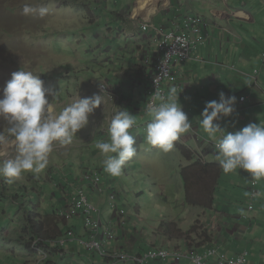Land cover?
Wrapping results in <instances>:
<instances>
[{
    "label": "crops",
    "instance_id": "crops-1",
    "mask_svg": "<svg viewBox=\"0 0 264 264\" xmlns=\"http://www.w3.org/2000/svg\"><path fill=\"white\" fill-rule=\"evenodd\" d=\"M256 1L258 0H135V3H127V6L123 8L128 9L127 14L129 10L130 13L128 15L123 11L121 13L125 17L124 21H127V25L123 26L122 29L125 28L126 36H135L137 38L135 43L137 46H141L139 48L141 55L138 60L139 62L126 61L120 70L114 72V76L120 75L123 80L122 83L117 82L115 79L109 80V83L111 91L116 95L112 97L115 98L113 110H118V107L127 109L134 115L137 121L136 124L147 126V123L151 120V116L148 113L143 116L146 112H141V107H143L147 100L146 89L150 83V75L147 71L143 70L141 61L145 55L149 52L154 53L157 49L155 34L152 31L150 34H145L140 29V22L143 21L142 18L144 17V20H151L156 25H163L170 31L176 22L182 23L181 20H183L184 16L188 14H200L210 21L209 31L213 34L208 38L206 44L200 45L194 51V58L181 67V70L184 72L183 79L187 87L184 91H176L178 93V102L181 104L189 120L192 121L191 130L188 133L182 134L181 138L175 142L174 149L169 152H163L159 148L149 145L146 141V132L141 135V133L138 134L135 130H130L136 137L137 152L129 161L131 162L129 164L138 162L148 167L141 174L142 176H146L160 191V195H158L159 200H162L163 204L169 206V214L166 218H163L166 220L164 221L160 216L159 208L156 209L158 213H154L152 218L148 217L145 219L146 216L142 215L140 207L135 205V212L128 213L125 216L124 222H122L123 217L118 216L109 207V202L107 201L108 193L99 198L98 195L91 192L92 199L103 211L105 221H111L115 225L117 239L108 242L110 249L120 248L123 251L138 253L147 251L151 247L159 246L157 245L159 243L165 244L159 247H169L175 244L183 249H190L184 245L185 234L188 236L186 237L187 241L194 239L195 245H199L198 248H200L205 242H202L203 234L209 233L212 236V233L213 235L217 233L216 237L214 236L216 242L212 245L218 246L222 252L226 254L229 252L231 253L228 254L229 256H234L240 250L246 249L249 253L248 261L251 264H264V214L253 215L256 207L254 201L258 194L257 200L264 202V179H261L257 185L256 198H249V201L252 200L251 202L254 204L253 210L250 209L249 201L244 207H241V205L235 206L237 198H228L226 196L231 189L221 187V179L208 184L210 190L217 187L218 195L219 192H222L220 193L222 202L214 203L215 207L213 205V208L209 209L206 204H195L185 200L184 190L187 183L182 173L185 167L195 162V158L199 154L203 163L211 164V166L216 168L217 173L220 172L222 177L224 175L222 168L215 158L214 141L204 132L200 123L202 118L201 113L205 108L206 102L212 100L218 101L221 91L226 96L234 95L237 97L236 111L231 117L219 121L227 132L228 130L231 132V128H233V124L235 123H244L245 120L255 121L253 115H246L247 112H250L254 108V111L259 112L258 109L264 105V70L262 73L260 72L259 76L256 74L263 63L264 36L261 35L259 38H253L257 42L256 45H254L252 38L246 41L243 36V32L247 31V28L263 19L262 11L259 12V9L256 7ZM260 24L262 23L260 22ZM138 33L139 35L136 36ZM198 59H201V61H198ZM127 69H130L128 71H132L133 73L127 72ZM125 96L127 100H125ZM258 106L260 108H257ZM255 122L258 121L256 120ZM189 149L192 150L194 157ZM96 153L99 158L97 160L103 161L104 157L100 154L99 150ZM238 170L227 175L236 178L238 177V174H236ZM188 175L189 177L193 176L192 174ZM198 175L200 176H198L200 183L208 180L203 179L204 175L202 172H198ZM108 176L110 178L106 176L107 181L105 182L107 186H111L112 188L117 187L115 184L117 179L115 177L114 179L113 176L111 178L110 174ZM204 178H207V174ZM174 182L176 184L173 185V190L168 191V184H174ZM238 183L239 181L236 180L231 181L233 186L239 185ZM124 187L120 183L118 184V188L115 189L121 191L119 201L128 203ZM248 188L251 191V180L247 181V184L244 186L245 190H248ZM146 191L148 190L146 189ZM163 191L171 193L168 196L169 199H166ZM123 192H125L124 195ZM171 196L173 197L170 198ZM158 198L156 196L152 200V203H156ZM231 202L232 204L229 205ZM221 207L220 214L219 209ZM215 208L217 209L215 210ZM133 217L143 222L141 230L137 227V223H134ZM161 220L167 223L160 225ZM73 222L76 234L84 237L85 230L81 226V222L78 220ZM172 223L178 224V229L180 227L184 233L177 241L179 244L174 243L175 232L170 230L171 227H167V224ZM195 223L198 224L197 227H194ZM63 224H58L60 227L58 236L62 234ZM220 225H222L221 231L218 232ZM124 230L131 233V235L135 234L134 230H136V235L139 239L131 243V237ZM147 230H151L153 240L158 238V242L154 245L152 242H140L141 238H145L143 231ZM227 233L231 239L226 235ZM163 235H168L167 241V237L163 242L160 240ZM77 246L81 245L70 242L60 254L56 252L55 257L51 256L48 263L57 264L60 258L65 259V253H67L65 256L75 255ZM251 252L253 253L251 254ZM251 257L252 260L250 259ZM75 259L73 257V261ZM82 259H76L75 264H108L102 258L100 262L84 259L83 257ZM166 261H170L168 264H179L172 258ZM166 261L159 260L151 264H161ZM182 263L187 262L183 261Z\"/></svg>",
    "mask_w": 264,
    "mask_h": 264
},
{
    "label": "rangeland",
    "instance_id": "rangeland-1",
    "mask_svg": "<svg viewBox=\"0 0 264 264\" xmlns=\"http://www.w3.org/2000/svg\"><path fill=\"white\" fill-rule=\"evenodd\" d=\"M25 3L47 7L49 13L44 17H40L38 14L24 16L22 15V8ZM127 3L133 4L135 0H0V93H2L6 82L11 78V73L21 69L38 74L44 82V87L56 92L55 96L49 95L48 99L57 114L63 107L79 97L99 95L101 99L100 106L89 116V124L78 131L73 143L67 146L54 144L46 169L38 175L33 174L35 177H32V179L36 178V181L30 182L28 179L24 181L35 191L30 189L29 195L22 198L24 200L23 211L32 214L39 213L43 219L45 218V222H51L50 227L46 223L47 225L44 228L45 233H50V236H52L53 230L58 225L55 221L61 219L55 212L52 213L54 207L60 205V200L53 196H59L62 201L65 200L60 193L54 194L57 190V187H54L55 181H66L68 183L67 190L73 196L78 187L77 177L80 170L90 172L104 170L103 161L97 160L99 159L96 155L98 149L95 144L97 141H107L109 138L108 127L114 115L112 108L115 100L111 98L110 94L102 93L96 88L97 81L109 78L122 83L123 80L120 75L114 76V70H120L119 67L123 66L126 61L139 62L141 55V51L135 43L137 38L135 36L126 37L124 32L120 30L123 22L118 18L117 13L121 12L127 6ZM256 7L259 12L262 11L263 13V19L260 20L262 24L258 22L243 32L245 40L249 41L252 38L254 45L257 44L256 40L253 39L254 37L264 36V0L256 1ZM181 21L183 23V20ZM126 25L127 21L125 20ZM151 31H153L152 28L144 33L150 34ZM107 48L109 51H106ZM112 63H115L116 66ZM128 70L130 69H127V72L133 73ZM46 77L50 80L49 83H46ZM69 88L68 94L67 89ZM58 93L63 96H58ZM125 100H127L126 96ZM260 109H258L259 112H256L254 108L246 114L248 116L253 115L255 121L258 122L245 120L244 123H235L231 128V132L235 133L252 122L264 124V105ZM0 130H3L6 134V125L0 124ZM142 134L143 132H141ZM90 146H93L95 150L91 151ZM0 151H3V149H0ZM14 156L15 151L9 148L7 154L0 157V160L10 159ZM66 164L68 167L63 169ZM61 168L62 170H60ZM132 168L133 170H130L128 163H126L122 169V174L115 177L117 187L120 183L125 186L124 189L128 198V203L120 200L117 201V205L124 207L127 214L134 213V207L138 205L142 215L146 216L145 219L152 218L154 213H158L156 209L159 208L162 219L166 218L169 214V206L159 200L160 191L146 176L141 174L148 167L133 162ZM50 174L54 177V180L50 178ZM236 174H238V177L233 178L224 173L220 186L231 189L226 196L237 198L235 206L241 205V207H244L247 205L251 193L250 189L245 190L244 186L247 181L251 180V177L249 173L242 169L238 170ZM1 178L2 180L6 179ZM232 180L239 181V185L233 186L231 184ZM104 182H106V179ZM175 184V182L174 184H168V191L173 190L172 187ZM14 186L13 183L11 187H4L0 184V194L3 193L4 189H10V192L5 195H13L16 189ZM145 188L148 191H145ZM255 189L257 190L256 187ZM168 191H163L166 199H169L168 196L171 194ZM88 193L91 195L89 190ZM220 193L215 196V204L222 202ZM124 194L125 192H123ZM97 195L99 198L102 196ZM152 196H154L153 199ZM156 196L158 200L156 203H152ZM182 197L184 198L183 195ZM258 197L259 194L254 201L256 207L253 212V215L257 216L264 214V202L258 201ZM91 201H93L92 198ZM221 210L222 207L219 209L220 214ZM21 214L22 212L17 209L15 204L6 200L5 202L0 201V264H31L29 263L28 254L32 255V252L23 250L26 248L23 243L30 239V233L28 228L24 231L23 215ZM132 219L141 230L143 222L136 217ZM162 223L167 222L161 220L160 225ZM197 223L194 227H197ZM167 227H171L170 230L175 232L174 237L176 240L174 239V243L179 244L177 241L184 235L182 229L180 227L178 229V224L173 223L167 224ZM221 227L222 225L219 226L218 232L221 231ZM124 231L131 237V243L139 239L136 230L133 235L126 230ZM150 231H143L145 238H141L140 242H152L153 245L158 242V238L153 240ZM216 234L213 235L212 233L213 237L209 233L203 234L202 242H205L202 245L210 246L214 244ZM226 235L231 239L228 233ZM165 238L167 241L168 235H163L160 240L163 242ZM131 243L130 245H132ZM157 245L165 244L159 243ZM184 245L192 246L191 248L199 246L195 245L194 239L185 241ZM176 246L180 247L179 245ZM75 252L76 254L73 257L76 259H82L83 257L84 259L101 261L99 254L86 250L82 245L77 246ZM65 259L60 258L57 264H75L76 262V259L73 261L69 256ZM250 259L252 260V257ZM168 263L170 261L161 264ZM248 264H251V262H248Z\"/></svg>",
    "mask_w": 264,
    "mask_h": 264
},
{
    "label": "clouds",
    "instance_id": "clouds-1",
    "mask_svg": "<svg viewBox=\"0 0 264 264\" xmlns=\"http://www.w3.org/2000/svg\"><path fill=\"white\" fill-rule=\"evenodd\" d=\"M127 10L128 9L126 8L122 11L126 14ZM122 11H119L117 14L118 18L123 22L120 26V30L123 31L126 36V30L122 29V27L125 26V17L121 14ZM48 13L49 9L47 7L33 5L32 3H25L22 8V15L24 16L38 14L40 17H44ZM129 13L130 10L128 11V14ZM142 20L143 21L140 22V29L143 32H146L149 29L143 30L142 28V24L146 19L144 20L143 17ZM152 32L156 36L154 30ZM137 35H139V33L136 34V36ZM177 42L183 43L184 41L182 38L177 37ZM137 47L140 48L141 46L139 45ZM106 51H109V49L107 48ZM198 61H201V59H198ZM112 64L116 66L115 63ZM121 67L119 68L121 69ZM115 71L116 70H114V72ZM109 80L111 79L105 78L97 81L96 88L102 93L110 94L112 98L116 95L111 91ZM103 86H106V88L103 89ZM69 91L70 88L67 89L68 94ZM55 93L56 92L52 89L44 87L43 80L33 71L20 69L11 73V78L6 82L2 93H0V124L6 125V134L3 130H0V149H3V151H0V157L6 155L7 149L9 148L15 151V156L10 159L0 160V181L2 180L1 177L6 178L8 183L13 184H15V182L20 183L25 181V179H28L30 182L36 181V178L32 179V177H35L33 174L38 175L46 169L49 164V155L53 151L54 144L58 143L61 146L72 144L78 131L89 124L90 114H92L101 104L99 95L84 98L79 97L74 102L63 107V109L57 114L54 112L52 104L48 99L49 95L55 96ZM61 95V93H58V96ZM113 99L115 100V98ZM154 100L156 102L150 103L149 105L147 104L148 100H146L143 107H141V112H146L143 116L147 113L151 116V120L147 123V126L136 124L137 121L134 115L127 109L118 107V110L114 111L112 108L114 115L108 127L109 138L107 141H97L95 144V147L104 157L102 162L104 170L100 169L96 171L101 175V182L104 186V190L103 192L98 193L89 182H86L84 187L89 202L99 209V216L102 222L112 225L115 233L114 240L117 239L115 225L111 221H105L101 207L94 200L91 201L92 197L89 195L88 190L95 195L99 194L103 196L104 193H108L107 201L109 202L110 209L118 216L125 217V215H127L125 208L117 205L119 210H125V214L120 215L119 212L111 207L114 200L116 204L117 201H119L121 191L115 189L118 187L112 188L111 186H107L104 181L105 179L107 181V177L110 178V176H108L109 174L111 175V178L112 176H120L126 163H128L130 170H133V164L130 165L129 163L131 162L129 161L136 155L137 148L136 137L130 130H135L138 133L143 132V134L146 132V141L149 145L157 147L163 152H169L174 149L175 142L181 138L182 134L188 133L192 128V121L189 120L187 114L183 111L181 104L178 102V93L175 87L171 88L167 95L157 93ZM236 103V96H226V94L221 91L219 93L218 101L212 100L206 102L205 108L201 113L202 118L200 123L204 132H206L214 141V148L216 150L215 158L223 172L229 174L237 169H242L250 174L252 180L251 184L253 181H258L259 183L261 179H264V124L252 122L235 133H232L227 132L219 123V121L224 118L233 115L236 111ZM218 133L219 135H217ZM90 149L91 151L95 150L93 146H90ZM189 151L194 157L192 150L189 149ZM197 160L202 161L199 154H197L195 158L196 162ZM67 167L66 164L63 169ZM60 170H62V168ZM84 172L87 171L80 170V174L77 177L78 186L82 183L81 180ZM50 178L54 180V177L51 174ZM257 185L255 186L256 188ZM67 186L68 183H66V181H55L54 187H57V190L54 194L60 193L65 199L62 201L61 197L53 196L60 198H58L60 200V207H54L52 213L55 212L56 215L61 218L60 223L64 222L62 234L59 237L65 234L67 228H72L75 235L74 240L90 238L89 228L86 226L82 216L66 220L61 215L62 209L76 194L75 193L72 196L67 190ZM252 188L250 198L254 199L256 198L257 190L255 189L256 192L253 196ZM32 191L35 190L32 189ZM184 193L186 200V188ZM112 194L115 195L114 199L111 198ZM251 201H249V206L253 204ZM75 220L81 222V225L85 230L84 237H80L76 234L75 225L73 223ZM124 220L125 219L122 218V222H124ZM58 228L60 227L58 226ZM186 237H188L187 234L184 235V241H187ZM67 245L62 248L65 249ZM93 253L96 254L97 252ZM53 255L54 252L52 256ZM68 256L73 259L74 255ZM99 256L108 262V260L100 254ZM45 264L49 263L47 262Z\"/></svg>",
    "mask_w": 264,
    "mask_h": 264
},
{
    "label": "built area",
    "instance_id": "built-area-1",
    "mask_svg": "<svg viewBox=\"0 0 264 264\" xmlns=\"http://www.w3.org/2000/svg\"><path fill=\"white\" fill-rule=\"evenodd\" d=\"M210 21L200 14H188L184 16L183 23L176 22L174 27L168 31L163 25L156 26L151 20L146 19L142 24L143 30L152 28L156 33V51L149 52L141 62L144 71L150 75V83L147 86V104L156 102L154 100L157 93L167 95L169 90L175 87L176 90H184V72L181 67L193 58V51L200 45L207 43L208 38L213 33L209 31ZM177 37L182 38L183 43L177 42ZM262 67L256 72L257 76L264 70V53L262 55ZM106 86H103L105 89ZM82 183L77 187L75 196L62 209L61 215L66 220L82 216L86 226L89 228L90 238H80L74 240V231L67 228L63 236L52 240L51 247H64L69 242H75L84 246L88 251L97 252L108 260L109 264H150L156 260L166 261L172 258L179 264H248L249 253L246 249L240 250L236 255L229 256L222 252L218 246H188L190 249H183L171 245L170 248L154 246L144 252L122 251L120 248L110 249L108 242L115 239L114 229L111 224L102 222L99 209L89 202L85 183L90 185L98 192L104 190L99 172H84ZM258 181L252 183V195L256 190ZM114 199L115 195L112 194ZM112 209L125 214V210H119L115 200L111 204ZM253 204L250 205L252 210ZM215 226V225H214ZM33 252L29 256L31 264L47 263L53 250L40 249L38 241L33 243ZM31 252V251H30ZM26 258V257H25ZM186 261L187 263H182Z\"/></svg>",
    "mask_w": 264,
    "mask_h": 264
},
{
    "label": "trees",
    "instance_id": "trees-1",
    "mask_svg": "<svg viewBox=\"0 0 264 264\" xmlns=\"http://www.w3.org/2000/svg\"><path fill=\"white\" fill-rule=\"evenodd\" d=\"M46 79V83H49V79ZM198 172H202L203 175L205 176L207 174V178L203 179H208L205 180L204 182L200 183V180H198ZM183 173V177L187 183L186 185V200L190 203H195V204H206V206L209 209L213 208V205L215 203L216 200V195L218 193L217 187L210 190L208 184H212L214 182H216L218 179L222 178V174H220V172H216V168L211 166V164H205L203 163V161L201 160H197V162L195 161L193 164H191L188 167H185L182 171ZM222 173V172H221ZM188 174H192V177H189ZM200 177V176H199ZM0 184L8 187L12 186V183H8L6 179H3L0 181ZM15 186V193L13 195L9 194V196H6L5 194H7L8 192H10V189H4L3 193L0 194V201H8L9 203L15 204L17 209L20 210L22 212L21 215H23L22 217V222H23V226H24V231L29 230L30 233V239L26 241L25 244L26 248H24L23 250L25 252H33V243L35 241H38V246L40 249H44V250H49L50 248L54 251V255L56 254V252H60L62 250H64L63 248L59 247V248H52L51 244H52V240L58 238L59 236V228L57 227V229L53 230L52 232V236H50V233L46 234L45 233V226L47 224H49V227L51 226V222L47 221L45 222V218H42V215L39 213L36 214H32L31 212L28 213L27 211H23V204H24V200L22 199L23 197L29 195L30 189L32 191L33 188H30L27 183H25L24 181L20 182V183H16L14 184ZM7 197V199H6ZM215 207V205H214ZM61 220H56L55 223L56 224H60ZM47 223V224H46ZM58 226V225H56ZM61 233V231H60ZM21 244V245H23ZM67 255V253L64 254V258L68 257L65 256ZM56 256V255H55Z\"/></svg>",
    "mask_w": 264,
    "mask_h": 264
},
{
    "label": "bare ground",
    "instance_id": "bare-ground-1",
    "mask_svg": "<svg viewBox=\"0 0 264 264\" xmlns=\"http://www.w3.org/2000/svg\"><path fill=\"white\" fill-rule=\"evenodd\" d=\"M138 13V12H137Z\"/></svg>",
    "mask_w": 264,
    "mask_h": 264
}]
</instances>
